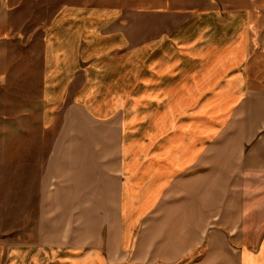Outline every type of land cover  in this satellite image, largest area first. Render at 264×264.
<instances>
[{
    "label": "crops",
    "instance_id": "0c3cea01",
    "mask_svg": "<svg viewBox=\"0 0 264 264\" xmlns=\"http://www.w3.org/2000/svg\"><path fill=\"white\" fill-rule=\"evenodd\" d=\"M249 15L197 14L179 29L170 9L63 5L36 46L0 42V148L35 197L0 264H264V192L249 219L225 225L224 173L209 171V115L232 106L215 157L264 179V59Z\"/></svg>",
    "mask_w": 264,
    "mask_h": 264
},
{
    "label": "rangeland",
    "instance_id": "374dc122",
    "mask_svg": "<svg viewBox=\"0 0 264 264\" xmlns=\"http://www.w3.org/2000/svg\"><path fill=\"white\" fill-rule=\"evenodd\" d=\"M121 0H0V42L12 44L15 37L32 40L36 46L41 28L50 18L52 13L63 5H109L116 4ZM154 1L157 2L154 6ZM132 7L143 8V6L158 11L173 10V12L183 13L184 18L179 23V29L186 28L194 22L197 14H201L204 19H208V14L212 12L238 11L246 15H252V31L250 41L252 51L257 48V59L263 60L264 51V0H170L169 5L165 0H145V4L140 0H123ZM149 2L150 6H147ZM192 3V5H190ZM144 4V5H143ZM167 5V6H166ZM191 6V7H190ZM190 8V9H189ZM189 10V14H187ZM254 14V15H253ZM256 14V16H255ZM188 15V16H187ZM249 15V16H250ZM181 16V15H180ZM181 18V19H182ZM256 26V29H255ZM250 63V60H249ZM248 67H246L247 72ZM255 70V69H253ZM249 71V69H248ZM246 86L250 84L247 82ZM225 103L223 100H210V103ZM238 116H233L232 106L227 107L222 113L209 115L211 130L208 136L209 142V171L210 175H217L223 171L224 179H219V185H224L225 221L224 224H231L234 220H247L250 218L249 203L255 201L254 195L264 192V179H254L247 174L248 169L243 165L233 163L230 154H222L216 158V153L221 145L229 141L232 137L234 120ZM240 121H247V115L243 114ZM53 132L44 134L42 137L37 133L36 138L51 139ZM6 135V133H3ZM35 138V136H34ZM247 150V148L245 149ZM0 254L7 251L10 239L24 240L25 227L31 226V211H27V204H32L35 197H26L24 165L21 170L16 171V164L9 163V149L0 148ZM15 152V149H13ZM4 153V154H3ZM43 153L39 149L38 158ZM239 161V157H237ZM241 176V179L239 178ZM20 177V178H19ZM212 180V179H211ZM216 182V180H214ZM17 193V194H11ZM253 209V208H251ZM254 216V212L253 215ZM251 216V217H252Z\"/></svg>",
    "mask_w": 264,
    "mask_h": 264
}]
</instances>
